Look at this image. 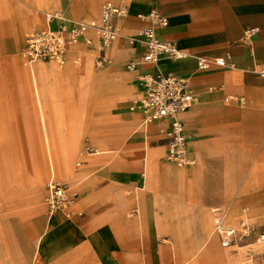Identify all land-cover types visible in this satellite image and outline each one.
Masks as SVG:
<instances>
[{"label":"crops","instance_id":"0c3cea01","mask_svg":"<svg viewBox=\"0 0 264 264\" xmlns=\"http://www.w3.org/2000/svg\"><path fill=\"white\" fill-rule=\"evenodd\" d=\"M1 2L6 7L11 36L0 32V65L8 60L20 64L28 21L22 7L28 8L33 2L37 6L58 4L59 0ZM95 2L88 0L90 11ZM127 8L128 15L119 20L124 21L117 39L122 46H111L107 54L116 64L127 60L124 70L129 62L136 66L127 70L131 73L120 77L115 85L105 86V75L93 73L86 59L81 72L88 83L80 90L79 104L109 121L98 127L107 135L98 132L93 135L96 142H102L105 137L118 136L132 124L126 107L136 91L134 102L139 98L144 75L174 73L186 79L192 88L199 90V95L178 119L183 125L188 154L195 164L175 170L167 166L164 157L156 161L157 152L164 149L158 131L166 123L142 125V115L135 111L139 123L129 132L130 141L146 143L147 134L157 140L150 147L146 144L145 148L121 150L83 164L82 169L94 173V181L100 183L86 191L80 189L77 200L70 206L46 213L37 224L40 234L35 253L41 264H187L193 256L187 253L191 250L204 251L206 257L229 256L218 248L213 233L207 238L203 235L209 225V209L224 202L225 162L241 153L242 138L253 143L264 138V82L255 72L264 68V0H138ZM152 9L168 19L167 26L155 28L158 37L190 57L176 61L161 57L156 64L141 62L143 45L130 44L128 39L144 26L136 16ZM44 14L41 13L40 21ZM251 28L258 30L248 42H242L244 31ZM85 37V43L89 41L85 47L92 48L88 35ZM95 39L99 48L95 65L99 57L105 65L106 48L101 50ZM70 55L71 50L67 61ZM194 56L223 57L232 67L213 66L201 71ZM4 73L23 78L26 83L22 96L31 101L26 115L35 120L40 134L41 144L35 151L40 162L46 158L51 171L69 170L73 148L60 147L59 152L51 148L53 130L59 131L54 97L73 76V69L68 65L57 72L47 65L26 73L10 67ZM0 122L13 123L16 118L0 114ZM138 130L141 133H136ZM5 147L8 149L1 154L12 155L8 141ZM4 165L10 167L8 160L4 159ZM145 185L151 191L141 195ZM133 186H140L136 201ZM224 218L230 226L235 225L236 215L231 211ZM194 245L198 247L195 249ZM5 253L0 249V257Z\"/></svg>","mask_w":264,"mask_h":264},{"label":"rangeland","instance_id":"374dc122","mask_svg":"<svg viewBox=\"0 0 264 264\" xmlns=\"http://www.w3.org/2000/svg\"><path fill=\"white\" fill-rule=\"evenodd\" d=\"M1 1L0 32L9 37L11 36L10 22L5 14V4ZM105 1L131 6L138 0H96L93 11L89 10L88 0H59L58 4L56 2L46 6H37L33 2L28 8L22 7L28 14L25 34L31 26L43 24V21H40L43 12L62 11L69 18L76 20L85 22L96 20L99 18L101 5ZM123 22L118 20L117 24L121 27ZM52 28H54L53 25ZM123 32H126L124 28ZM86 35L93 43V47L90 49L85 47L86 37L79 40L71 49L69 60L61 69L50 62L27 65L22 61L23 58L20 64L8 60L4 64L6 66L0 65V114H11L16 118V122L13 123L0 122V249L6 252L2 255L3 257H0V264H41L35 253V244L40 234L37 224L48 213L45 199L46 184L50 178L59 184L66 185L70 200L75 201L80 189L86 191L100 183L94 181L96 177L94 173H86L82 169L85 162L95 161V158L106 155H114L121 150L145 148L146 144L150 147L157 140V137L148 134L146 143L142 140L133 142L129 139V132L136 129L139 123L138 114L131 109L137 97L136 91L126 107L132 119L130 127L116 137L109 135L111 140L105 137L102 142H96L93 135L97 132L107 135V132L101 131L98 127L109 121L104 118V115L79 104L80 90L88 83L81 68L87 59V64L93 73L105 75V86L115 85L120 77H126V74L131 72L124 70L123 64L127 60L116 64L107 54L111 46L115 44L122 46V41L115 40L106 48L105 54L108 60L105 65L98 67L94 61L99 49L95 42L96 36L92 31H88ZM75 54L79 56L77 63L73 58ZM47 65L57 72L64 71L68 65L73 69V76L69 81L64 82L61 93L54 97L53 102L58 110L56 123L59 131L56 128L53 130L51 148L58 152L60 147L73 148L75 152L71 157L69 170L58 171L56 168L54 171L49 170L45 157L44 161L40 162L38 155L35 154L37 146L41 144L40 134L35 120L26 115L31 107V101L26 96H22L26 83L23 78L11 77L4 73L10 67L29 73L32 68L38 70ZM112 130V132L116 131ZM136 133H141V130ZM113 137L115 138L112 139ZM5 141H8L11 146L12 155L1 154L3 150L8 149L5 147ZM240 152L239 155L234 156V159H228L225 162L227 171L224 181V202L209 209V225L203 235L204 238L210 236L215 222L230 226L224 218V214L228 211L236 215L235 225L232 226L234 228H238L241 223L264 228V138L258 139L255 143L248 138H242ZM164 155L162 148L157 152L155 160H162ZM3 158L8 160L11 168L4 165ZM166 164L175 170L183 169L176 168L169 162ZM142 188L141 195L149 194L151 191L147 185ZM137 189H140V186L132 188L135 201L136 196L140 195ZM136 206L137 204L135 209ZM213 238L215 239L214 235ZM216 243L219 249L228 253V257H206L203 256L204 251L191 250L187 253L193 256L187 264H264V255H261L264 253V243L257 241L255 237L242 239L227 247H222L217 239ZM198 245H194V248L196 249Z\"/></svg>","mask_w":264,"mask_h":264},{"label":"built area","instance_id":"2783aa9c","mask_svg":"<svg viewBox=\"0 0 264 264\" xmlns=\"http://www.w3.org/2000/svg\"><path fill=\"white\" fill-rule=\"evenodd\" d=\"M127 15V6L115 4L112 1L103 2L99 18L88 22L72 21L58 11L45 13L43 24L30 27L25 35V43L21 50L24 64L50 62L59 69L63 68L72 47L81 38H84L88 31L94 32L99 47L103 50L119 38L121 28L116 21L125 18ZM136 17L144 26L128 41L130 44L140 42L143 45L144 52L141 56L143 64H156L161 57L171 61L190 57L175 45L160 39L156 34L155 28L165 27L168 24V19L164 14L152 9L149 13L138 14ZM257 30V28L245 30L242 42H248ZM78 59V56H75L74 62L77 63ZM194 59L197 69L201 71L213 66L223 67L227 65L232 67V64L223 57L194 56ZM103 65L104 59L102 57L97 58L96 66ZM135 66L134 62H129L125 67L132 71ZM255 72L264 82V68ZM141 85L142 92L131 109L142 115V125L153 122L166 123L158 131L165 149L164 160L177 168L194 165L195 159L188 154L183 125L178 116L191 108L197 100L199 90L192 88L186 79L174 73L144 75L141 78ZM67 191L66 185L57 183L53 178L48 180L45 199L48 214L70 206L72 201ZM212 233L217 237L222 247H227L250 237H255L257 241L264 243V228H257L248 223H241L238 228H234L215 222Z\"/></svg>","mask_w":264,"mask_h":264},{"label":"bare ground","instance_id":"6f19581e","mask_svg":"<svg viewBox=\"0 0 264 264\" xmlns=\"http://www.w3.org/2000/svg\"><path fill=\"white\" fill-rule=\"evenodd\" d=\"M24 43H25V38H24ZM21 57H22V55H21ZM56 157H57V155H56ZM59 161H60V160H59ZM60 168H62V167H60ZM62 169H63V168H62ZM62 169H61V170H62Z\"/></svg>","mask_w":264,"mask_h":264}]
</instances>
